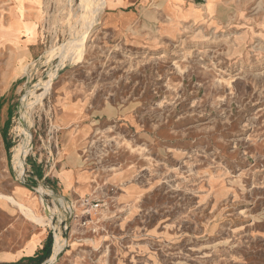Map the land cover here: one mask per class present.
I'll use <instances>...</instances> for the list:
<instances>
[{
    "label": "rangeland",
    "instance_id": "rangeland-1",
    "mask_svg": "<svg viewBox=\"0 0 264 264\" xmlns=\"http://www.w3.org/2000/svg\"><path fill=\"white\" fill-rule=\"evenodd\" d=\"M83 1L0 0V264H264V0H195L148 34ZM82 105L90 186L69 197L50 177L69 144L55 121ZM20 213L48 228L41 257L11 259Z\"/></svg>",
    "mask_w": 264,
    "mask_h": 264
},
{
    "label": "crops",
    "instance_id": "crops-1",
    "mask_svg": "<svg viewBox=\"0 0 264 264\" xmlns=\"http://www.w3.org/2000/svg\"><path fill=\"white\" fill-rule=\"evenodd\" d=\"M110 7L112 8L110 14V23L114 30L121 33H128L132 30L143 31L148 34V29L157 24L161 20V23H170L168 21H177L179 19H189L196 16V9H199V5L195 0H110ZM123 8V9H122ZM21 11V10H20ZM154 14V20H148V16ZM159 17V19H158ZM30 20L33 22L32 18ZM156 20H159L156 22ZM34 23V22H33ZM35 24V23H34ZM162 27H169V25H163ZM23 32L21 31V35ZM36 35L33 39H27L26 36L19 38V43L23 49L25 48L23 55L26 56L28 51V43H35ZM9 45V51L11 55H16V49L13 46L16 37L4 38ZM19 62V61H18ZM81 109H65V114H58L56 119V125L62 129L63 139L69 144L66 150H62L58 167L54 168V172H51L50 177L55 178V184L59 193L65 196L78 195L82 197L88 194L89 176L83 171L78 162L76 156L73 153L74 145L76 142H81L89 134L92 122L87 112V108L82 105ZM62 117V118H61ZM29 204V208L33 211L36 208V202L32 199L26 201ZM25 202V203H26ZM23 214L14 217L11 225L20 226L22 222H26L29 226L25 240L12 252L14 255L12 260H21L25 257H41L43 255V248L46 244L49 231L47 227H41L38 224H32L28 218H23ZM24 236V234L18 232V236Z\"/></svg>",
    "mask_w": 264,
    "mask_h": 264
},
{
    "label": "bare ground",
    "instance_id": "bare-ground-1",
    "mask_svg": "<svg viewBox=\"0 0 264 264\" xmlns=\"http://www.w3.org/2000/svg\"><path fill=\"white\" fill-rule=\"evenodd\" d=\"M83 1V0H82ZM86 1H83V3ZM90 2H92V4L89 6L90 9L92 10L91 13L92 16L90 18H95L96 15H98L99 11L98 9L95 10V8L97 7L96 2H94V0H91ZM103 2V1H102ZM86 5V4H85ZM84 6V5H83ZM87 7V6H86ZM88 9V7H87ZM17 11V10H16ZM88 12H90L89 10H87ZM9 18V17H8ZM7 19V18H6ZM91 19V20H92ZM6 21V20H5ZM5 25V24H4ZM86 32V29L84 30ZM85 34V33H84ZM73 39V38H72ZM85 35H82V37H78L77 40L73 39L71 41H68L66 44L62 45V47L59 48L58 52H59V57L60 59L65 58V59H69L70 61L72 60H76L84 51V49L86 48V44H85ZM16 49V48H15ZM55 51V50H54ZM58 55V54H57ZM55 76V73H53V76L51 77V79ZM51 79L47 80L44 82L45 87L48 89L49 84ZM68 148V147H67ZM22 147H16L15 152H14V156L17 160H20L21 154H22ZM38 190H40V188H38ZM42 193V192H41ZM10 201H12L13 203H16V201L12 198H9ZM27 209V208H26ZM28 210V209H27ZM30 211V210H29ZM62 240L63 238H61L59 235L57 236V239L55 241L54 244V251H58L60 249V247L62 246ZM53 252V251H52Z\"/></svg>",
    "mask_w": 264,
    "mask_h": 264
},
{
    "label": "built area",
    "instance_id": "built-area-1",
    "mask_svg": "<svg viewBox=\"0 0 264 264\" xmlns=\"http://www.w3.org/2000/svg\"><path fill=\"white\" fill-rule=\"evenodd\" d=\"M81 201H82V205L84 204L85 206H86V205L88 206V204H89V199H88L87 196L84 197ZM87 206H86V207H87ZM84 212H89V209L85 210Z\"/></svg>",
    "mask_w": 264,
    "mask_h": 264
},
{
    "label": "trees",
    "instance_id": "trees-1",
    "mask_svg": "<svg viewBox=\"0 0 264 264\" xmlns=\"http://www.w3.org/2000/svg\"><path fill=\"white\" fill-rule=\"evenodd\" d=\"M15 264H20V262H17V263H15Z\"/></svg>",
    "mask_w": 264,
    "mask_h": 264
}]
</instances>
